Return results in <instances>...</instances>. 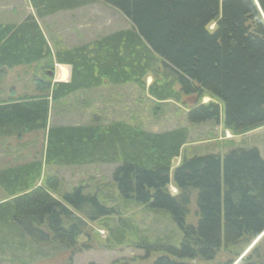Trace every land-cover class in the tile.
<instances>
[{
  "label": "trees",
  "instance_id": "1",
  "mask_svg": "<svg viewBox=\"0 0 264 264\" xmlns=\"http://www.w3.org/2000/svg\"><path fill=\"white\" fill-rule=\"evenodd\" d=\"M82 1L35 0V6L52 14ZM99 1L121 12L131 28L58 50L56 63L71 67L68 83L52 84L47 61L41 72L48 80L36 79L41 96L0 101V137L46 135L41 158L0 170V255L30 252L46 258V248L56 255L66 252L71 264L75 254L91 249L78 239L90 231L89 223L99 222L109 231L105 249L134 245L146 251L145 258L150 251L159 253L149 264H264V160L256 148L183 158L172 171L188 142L186 127L162 133L119 121L48 127L50 103L107 80L146 89L157 101L190 98L189 125L222 119L234 135L264 128V0ZM52 57L33 17L0 25V74ZM160 69L165 71L159 80ZM148 73L155 78L146 86ZM66 74L62 68L61 78ZM205 97L210 101L203 104ZM94 164L116 166L113 206L103 193H86L81 186L62 201L51 196L57 178L42 176L45 166ZM171 182L175 196L168 190ZM129 205L167 215L181 236L173 244L149 242L124 217L122 209ZM221 250L228 256L218 261ZM137 263L132 258L112 264Z\"/></svg>",
  "mask_w": 264,
  "mask_h": 264
},
{
  "label": "rangeland",
  "instance_id": "2",
  "mask_svg": "<svg viewBox=\"0 0 264 264\" xmlns=\"http://www.w3.org/2000/svg\"><path fill=\"white\" fill-rule=\"evenodd\" d=\"M79 4L62 11V14L54 15L52 18L41 19L38 17L39 11L35 6V0H0V11L8 14L9 11H14L9 17H6L11 25H19L30 16L33 19L36 18L43 35L46 34L44 37L53 54V57L48 60L24 65L20 69L17 68L20 66H15L14 69L10 68L11 71L6 68L7 75L6 72L5 75L0 74V88L9 95L6 99L18 101L25 97L41 96L36 79L48 80L47 76L41 72L47 61L53 66V71H51L53 78L61 72L62 68L68 69L65 65L59 66L56 63L54 54L58 50L89 44L96 39L131 28V23L121 12L99 0H88L86 5H83L82 2ZM157 71L156 76L160 80L165 70L160 69L159 73ZM48 78L52 77L49 75ZM53 78L51 82H53ZM153 78L155 77L148 73L145 77L146 86L151 84ZM178 88V84L175 83L173 89L178 90ZM117 95L123 96L120 97L122 99L121 105L114 101ZM2 100L4 99H0V101ZM107 101L111 104H105ZM209 101L207 97L202 99L203 104ZM189 102L192 103L193 100L189 98L188 101H185L184 97H181L179 101H157L149 96L146 89L142 90L134 84H110L104 80L92 92L82 90L50 103L48 127L84 126L92 123L106 125L114 121H123L140 127L149 133H162L179 127H186L189 131L188 142L184 145L180 156L172 161V171L183 158L189 159L193 156L209 154L223 155L235 148H256L264 160L263 127L243 135H234L223 127L222 119L219 124L206 122L189 125L187 121ZM131 103L135 105V110L139 113L135 115L134 120L128 117V112H124L127 105H131ZM102 105L106 107L101 108ZM123 107L125 110L120 111ZM115 109L117 111H113ZM45 141L46 135L42 132L23 134L20 137L15 134L0 137V170L41 158L46 145ZM115 167L105 164L45 166L42 176H55L57 178V188L50 191V194L58 201H62L65 193L81 186L86 193H103L109 199L107 205L113 206L111 197H118V192L113 187L111 180ZM42 176L36 182L37 187L43 184ZM168 190L172 196L178 194L172 182L168 186ZM3 199L4 194L0 189V201ZM189 209L187 222L192 223L195 214L193 201ZM122 213L133 224L135 223L139 229L138 235L147 237L149 242L154 241V239H168L173 244L181 236L167 215L162 216L147 212L141 207L132 205H129L126 210L123 208ZM89 226L90 231H87L86 235L80 236L78 243H86L91 249L82 250L75 254L71 264H112L115 261L132 258L137 259V264H149L158 257L159 253L150 251L149 256L145 258L146 251L136 249L134 245H119L118 248L107 250L105 249L107 240H110L108 229L100 226L99 222L89 223ZM42 250H47L44 251L48 255L47 259L43 258L42 254L40 256L31 255L30 252L6 253L0 255V264H68L66 252L56 255L53 249L44 248ZM226 256H228L227 252L221 250L217 260H224Z\"/></svg>",
  "mask_w": 264,
  "mask_h": 264
},
{
  "label": "crops",
  "instance_id": "3",
  "mask_svg": "<svg viewBox=\"0 0 264 264\" xmlns=\"http://www.w3.org/2000/svg\"><path fill=\"white\" fill-rule=\"evenodd\" d=\"M82 3H83V5H86V3H88V0H83L82 1ZM1 10V9H0ZM64 10H67V9H64ZM64 10H60V11H55L54 13H52V14H49V13H44V12H40V10H39V8H38V11H39V14H38V17L39 18H43V19H45V18H48V17H54V15H59V14H62V11H64ZM11 13H14V11H9V14L8 13H5V12H3V11H0V25H11L8 21H7V16L9 17L10 15H11ZM35 19V21H36V18H34ZM45 23V22H44ZM37 24H38V22H37ZM17 25V24H16ZM46 25H47V23H46ZM46 34H44V36H45ZM61 66V65H60ZM68 69H65L66 70V72H67V74H66V76H65V78H61V72L60 73H58V75L56 76L55 75V77L53 78V82L52 83H68L69 82V80H70V76H71V67L70 66H66ZM18 69H20L21 68V66L20 67H17ZM14 69V68H13ZM8 71H11V69H7ZM5 75V74H4ZM6 75H7V72H6ZM53 77V76H52ZM123 85V84H122ZM97 89V87L96 88H92V89H89L88 90V92H92V91H94V90H96ZM9 91V90H8ZM9 93H10V91H9ZM8 94H5V92H3V90L0 88V99H4V100H2V101H6V100H9V99H6V97L8 98ZM120 97H123V96H118L117 95V97H116V100H114L115 102H116V104L117 103H119L120 105L122 104V99L120 98ZM11 98V97H10ZM105 104H108V105H110L111 103H109V101H107ZM104 107H106L105 105H102L101 106V108H104ZM123 109V110H122ZM122 109H120V111H124L125 110V108L123 107ZM113 111H117L116 109L115 110H113ZM124 112H128L129 113V115H128V117L130 118V119H132V120H134V118H135V115H137V114H139L138 112H137V110H135V105H133V103H131V105L129 104V105H127V108H126V110L124 111ZM119 122H123V121H119ZM125 123V122H124ZM130 125V124H129ZM133 126V125H132Z\"/></svg>",
  "mask_w": 264,
  "mask_h": 264
}]
</instances>
